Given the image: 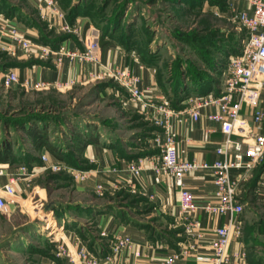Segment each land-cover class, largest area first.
Wrapping results in <instances>:
<instances>
[{
  "label": "rangeland",
  "instance_id": "374dc122",
  "mask_svg": "<svg viewBox=\"0 0 264 264\" xmlns=\"http://www.w3.org/2000/svg\"><path fill=\"white\" fill-rule=\"evenodd\" d=\"M224 2L59 0L70 28L63 30L53 25L54 22L47 15L28 9L23 0H0L3 9L14 13L26 9L27 14L22 17V23L25 29L37 34L29 37L34 45L30 50L9 54L0 49V146L5 148L11 145L19 152L18 155L21 154V158H36L39 152L34 150L32 137L25 130L32 126L46 128L48 140L66 149V154H71L72 145L79 143L75 136L80 131L76 134L74 131L81 121L90 122L86 125L88 127L94 128L97 124L102 129L106 126L121 136L154 129L155 124L150 115L125 105L123 99L128 94L113 78L77 83L70 88L37 87L23 82L21 72L27 66L43 61L59 64L55 56L50 53L44 55L45 52H40V48L59 50L64 46V40H59L60 37L76 40V48L83 50L80 32L68 20L74 8L86 13L92 25L91 31L99 36V44L101 35L108 34L107 42L116 43L127 52L133 51L140 62L151 56L154 62L150 66L154 69L157 85L168 104H172L176 85L182 84L188 88L193 85L191 79L203 78L211 80L210 85L223 84L225 81L227 53L231 45L241 44L246 32L239 22L229 16L223 7ZM10 15L6 14L8 17ZM11 72L17 74L19 81L7 78ZM132 139L137 146L144 144V140ZM122 146L128 147L124 143ZM70 159L74 160L73 156ZM76 164L62 159L50 161L46 166L37 160L30 167L24 161L9 165L13 170L27 166L29 172L35 169L38 174L27 188L29 198L23 200L15 196L19 200V203H15V210L12 213L0 212V264H41V257L56 253L57 244L51 239L59 238L57 225L54 224L51 210L48 212L50 218L46 219L44 207L49 202L59 203L58 217L55 219L60 220L70 206L77 207L76 202L85 199L76 193V188L90 178L77 179L80 164ZM86 166L88 169L90 164ZM92 191V199L110 200L121 206L133 207V197L140 196L119 191L99 193L96 187ZM80 220L77 219L78 223ZM82 224L77 229H82L92 239L99 238L94 225ZM252 227L249 228V234L253 238H249V242L252 241L256 246L261 241L259 234L264 232V224L259 227L255 224L253 228L256 231ZM96 244L98 247H108L106 240H97ZM262 248V256L255 250L247 252L246 264H264V242Z\"/></svg>",
  "mask_w": 264,
  "mask_h": 264
},
{
  "label": "crops",
  "instance_id": "0c3cea01",
  "mask_svg": "<svg viewBox=\"0 0 264 264\" xmlns=\"http://www.w3.org/2000/svg\"><path fill=\"white\" fill-rule=\"evenodd\" d=\"M23 2L30 10H35L41 14L46 13L44 10H40L38 0H23ZM58 5L64 12L59 0ZM238 7L243 9L250 8L245 3H239ZM19 10L20 13H15L9 17L0 11V28L4 24L14 25L29 37H35L37 34L28 28L25 29V25L22 23V17H25L27 10ZM46 14L54 22L53 25H57L56 27L62 23L61 20L55 17L53 19L50 13ZM71 26H76L82 37V34L91 30L92 25H90L86 13L84 14L82 11L77 10V15ZM0 38L2 39L3 37L0 35ZM103 39L108 43L105 47H102L100 42L102 48L101 60H103V63L107 66L115 64L122 68L125 66L131 67L142 78L141 87L149 91L157 103L165 101L168 104L163 91L157 85L154 69L144 63L143 60L140 62V59L135 56L133 51L129 50L127 52L118 44L107 42L108 34L106 36L105 34L101 35V41ZM63 40V45L70 49H75L78 46L76 40L73 41L67 37H64ZM1 44L7 46L8 41L2 39ZM13 47L15 48V46ZM3 50L9 54H15L18 51V49L15 52L13 50ZM98 70L99 68L96 65L81 63L77 60L64 59L59 64L53 61H43L23 69L21 78L24 83L28 82L30 86L42 84L43 87L70 88L77 83H89V75L92 72H98ZM223 84L212 85L211 89L215 95L219 96L223 93ZM184 88L187 87H181L180 90L183 91L185 90ZM191 88L197 91L191 96L200 94V90L193 85L188 87L187 90ZM190 98L177 103L175 108L168 104L174 111L176 110V115L171 119V123L177 133L178 156L181 160L190 162L206 161L213 163L219 159V156L215 154V149L221 145L224 138L220 124L210 120L208 115L216 113L218 109L217 107L209 106L201 110L198 120L191 119L186 113V110L190 107ZM260 104L264 106V86L261 91ZM126 105L128 108L138 111L131 103ZM242 114L250 121L251 130L254 131L255 124L251 118V109L244 106ZM79 123L80 126H76L77 130L74 131L75 134L78 130L80 131V134L75 136V138L79 137V143L75 147H71V153H73V161H76L78 165L80 164L77 172H84L87 178L89 177L90 179L82 184L80 183L76 188V193L83 195L82 197L85 199L76 202L75 205L77 207L70 206L71 210L69 209L70 211L65 212L64 217L60 218V220H56L54 216V211L58 210L59 203L53 202L56 208L51 209V215L54 224L57 225L58 237L62 238L61 241H63L64 247L73 253L80 249L81 246H84L90 252L97 254L100 252V247L96 244L97 240H106L109 248L112 235L119 232L131 235L137 246L139 245L142 249L145 257L140 261H136L142 264H152V259L154 262L166 255L179 251H187V254L178 264H198L202 262L204 256L210 255L212 240L215 237L214 232L218 226L225 223L226 219L214 215H200L203 237L200 239L199 247L196 250L191 249L192 239L185 233L182 221L179 220L177 215L178 188H175L174 178L163 174L158 175L153 170L155 166H159L161 156L160 149L152 143L151 138L154 134L159 133L160 129L158 130L154 125V129L149 131L143 130L138 133H131L133 135L121 136L106 126L100 129V125L95 124L94 128L89 126L91 128L89 130L90 128L86 125H89L88 123L90 122L81 121ZM131 137L139 141L144 140V144L137 146L133 141L134 139L131 140ZM85 142L86 145L84 146ZM123 143L128 145V147L122 146ZM42 154H45L51 162L60 161L47 149L40 150L38 156L40 157ZM131 162L142 167L140 177L135 178L128 172V165ZM87 163L90 164L88 169H86ZM14 172L15 169L10 168L9 164L0 163V187L9 181V176ZM232 173L241 186L239 203L244 206L241 218L244 224L242 233L244 237L234 240L231 244V249L243 250L246 255L247 252L255 250L256 253L259 252V255L262 256L263 253L260 250L263 249L264 240L262 238L264 239V232L259 234L261 241L254 246L252 241L249 242V238H253V235L249 234V228L250 226L254 227L255 224H258V227L264 224V159L254 168L242 171L233 170ZM37 174L32 182H34ZM185 183L192 195L195 196L198 204L203 206L214 200L216 187L211 171L200 170L193 172L186 177ZM98 184H101L107 192H127L128 195H140L141 197H133V207L117 205V203L115 204V202L110 200H94L90 194L93 193L92 190ZM29 186L23 181L17 183V197L27 200L29 198V193H27ZM15 203H19V200L16 199ZM15 203L8 205L7 212L12 213L15 210ZM45 217L48 220L50 213L45 215ZM77 219H81L80 223H78ZM82 223L94 225L99 238L92 239L88 233H85L82 229L81 231L77 229L79 224L83 225ZM50 226L48 224V228ZM254 228L253 230L256 231ZM54 232L52 231L51 233ZM102 232H105L106 236H102ZM40 262L41 264H73L69 257L59 254L58 244L56 253L41 257ZM76 264H80V262H76Z\"/></svg>",
  "mask_w": 264,
  "mask_h": 264
},
{
  "label": "built area",
  "instance_id": "2783aa9c",
  "mask_svg": "<svg viewBox=\"0 0 264 264\" xmlns=\"http://www.w3.org/2000/svg\"><path fill=\"white\" fill-rule=\"evenodd\" d=\"M239 3L250 6L249 9L238 7ZM40 10L50 13L53 17L62 21L58 27L69 30L65 13L60 9L58 0H38ZM227 13L239 22L245 29L237 54H229L228 69L223 93L219 96L210 91L206 95L191 96L189 108L186 113L191 119L198 120L202 109L209 106L217 107L218 111L209 114L208 118L218 122L221 126L223 141L215 149L219 159L213 163L190 162L181 160L177 152V133L173 128L171 119L176 115L169 105L162 101L157 103L151 93L142 88V78L129 66L124 68L115 64L105 65L102 59V48L99 44V36L91 30L82 36L83 50L70 49L66 46L59 50L40 48V52L49 53L56 57L58 62L64 59L80 61L96 65L98 72L89 75V82L105 77L113 78L128 96L123 99L125 105L131 103L140 112L150 115L156 128L160 131L151 138L152 143L160 149L161 161L159 166L153 168L158 175H166L174 178L175 188H178V218L182 221L185 233L191 237V249L196 250L202 239V220L200 215H214L226 219L225 223L218 226L214 232L210 255L204 256L198 264H246V252L231 249L234 240L242 237L243 220L241 216L244 206L239 203L241 191L240 183L234 178L233 170H247L254 168L264 159V106L260 104L261 91L264 86V0H227ZM46 13H43L47 15ZM91 31V32H90ZM2 39L8 41V47L1 44L0 49L8 51H27L32 48L33 42L27 34H24L14 25L4 24L0 28ZM15 46V48L13 47ZM8 79L19 81L17 74L11 72ZM43 86L38 84L37 87ZM251 109V118L255 124L251 130L250 121L242 114L243 107ZM43 166L50 164L45 154L40 155ZM141 162V161H140ZM142 167L134 162L128 165V172L135 178L141 176ZM211 171L216 187L214 200L200 205L195 196L186 187V177L193 172ZM38 172L33 169L28 171L27 166L18 167L9 177V181L0 187V212H7L9 204L16 201V185L20 181L28 186ZM87 178L84 172L79 171L77 179ZM96 190L102 193L104 187L101 184ZM106 236L105 232L101 233ZM62 238H53L58 244L59 254L66 255L74 264H142L145 257L142 249L137 246L132 236L116 232L112 235L109 250L101 255L90 252L81 246L75 252L64 247ZM187 254V251L173 252L152 264H178Z\"/></svg>",
  "mask_w": 264,
  "mask_h": 264
},
{
  "label": "trees",
  "instance_id": "16d2710c",
  "mask_svg": "<svg viewBox=\"0 0 264 264\" xmlns=\"http://www.w3.org/2000/svg\"><path fill=\"white\" fill-rule=\"evenodd\" d=\"M223 7H225V9H227V1L225 0ZM0 11L3 12L4 14H9L11 13V15L15 14L12 10H6L3 9L2 6H0ZM71 17H69V23L72 25V22L75 18V16L77 15V10L74 8L73 11H71ZM64 37H60L59 40H63ZM102 47H105L108 43L105 42V40L103 39V41H101ZM239 47H240V43H238V45H231L230 46V51H228L227 56L229 54H237L239 51ZM229 57V56H228ZM227 57V58H228ZM146 60H143L144 63H146L147 65H151L154 61H152L151 56L150 57H145ZM191 82L193 84V86L197 87L198 90H200V94L201 95H206L207 93H209L210 91H212L211 87L212 85H210L209 83L211 82V80H208L206 78H203L202 80L199 79H191ZM184 85H176L175 87V93L173 96V103L171 104L172 107L175 108V106L177 105V103L179 102H183L185 100H187L188 98H190V96L197 92L194 89H188L184 88L185 90L181 91L180 88L183 87ZM25 130L27 131L28 135H31L32 137V143L34 146V150L35 151H40L42 149H47L50 153H52V155H54L55 158L59 159L60 161L63 160H67L68 162H76L71 160V156L73 153L71 154H66L65 150L63 147L61 148L60 146L56 145L53 142H50L48 140V137L46 135V128H38V127H29V128H25ZM76 141L79 140L78 138H75ZM86 145V142L84 144V146ZM76 145H73V147H75ZM19 152L16 151V149L14 147H12L11 145L6 146L5 148H2L0 146V163H7L10 166L17 161H24L25 164L28 165V167H30L33 163L36 162V160L42 164V160H40V157L37 156L36 158L34 157H30L29 159L26 158H21L19 157ZM36 159V160H35ZM77 163V162H76ZM78 166V164H76ZM80 166V165H79ZM33 170V169H32ZM134 200V199H133ZM57 210H55V217L57 216ZM109 248L108 247H100V251H101V255L106 254L108 252Z\"/></svg>",
  "mask_w": 264,
  "mask_h": 264
},
{
  "label": "water",
  "instance_id": "95a60500",
  "mask_svg": "<svg viewBox=\"0 0 264 264\" xmlns=\"http://www.w3.org/2000/svg\"><path fill=\"white\" fill-rule=\"evenodd\" d=\"M54 205H55V204L52 203V202L47 203V205L44 207V208H45V209H44V215H47L48 212L52 209L51 207L54 206Z\"/></svg>",
  "mask_w": 264,
  "mask_h": 264
},
{
  "label": "bare ground",
  "instance_id": "6f19581e",
  "mask_svg": "<svg viewBox=\"0 0 264 264\" xmlns=\"http://www.w3.org/2000/svg\"><path fill=\"white\" fill-rule=\"evenodd\" d=\"M42 229V228H41Z\"/></svg>",
  "mask_w": 264,
  "mask_h": 264
}]
</instances>
